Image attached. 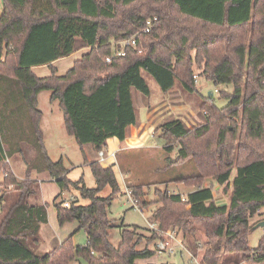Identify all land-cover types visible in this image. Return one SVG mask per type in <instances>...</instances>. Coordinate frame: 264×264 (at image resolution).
I'll return each mask as SVG.
<instances>
[{"label": "trees", "instance_id": "trees-1", "mask_svg": "<svg viewBox=\"0 0 264 264\" xmlns=\"http://www.w3.org/2000/svg\"><path fill=\"white\" fill-rule=\"evenodd\" d=\"M147 21L149 28L142 31ZM132 35L135 45L125 46L123 55L102 60L113 52L112 40ZM81 47L89 50L57 75L53 63ZM37 66L50 73L36 75ZM194 66L214 86L231 84L243 91L236 100L222 97L227 100L223 106L216 104L213 92L206 93L202 108L207 120L193 128L177 118L159 125L165 151L177 146V155L193 159L199 172L178 177L194 186L185 196H168L179 213L165 215L159 208L151 217L161 229L171 225L194 233L201 226L206 247L200 264H264V234L255 249L249 247L257 222L249 219L264 206V0H2L0 173L7 175L0 184L11 187L0 197V264H154L138 262L157 250L138 247L136 228L122 227L116 246L109 240L107 208L120 192L113 163L85 158L96 182L88 188L81 177H67L62 158L49 156L38 94L48 90L50 99L59 101L66 131L80 149L90 143L98 151L110 138L124 141L138 121L132 89L150 96L148 76L164 94L178 85L194 92ZM233 132L244 150L235 165L222 148ZM14 154L27 166L21 179L9 169ZM32 172L47 174L60 192L73 187L89 200L72 199L68 206L58 196L53 200L58 223L76 221L86 244L73 246L68 237L48 251L39 250L47 203L39 199L40 184ZM203 175L230 189L227 203L215 202L211 187L195 181ZM105 186L111 193L98 195ZM131 189L135 205L147 208L142 186ZM150 231L155 243L158 234Z\"/></svg>", "mask_w": 264, "mask_h": 264}, {"label": "rangeland", "instance_id": "rangeland-1", "mask_svg": "<svg viewBox=\"0 0 264 264\" xmlns=\"http://www.w3.org/2000/svg\"><path fill=\"white\" fill-rule=\"evenodd\" d=\"M88 50V47H81L73 54L56 60L53 63L56 74L63 75L66 73L73 65V62ZM193 52L192 50L191 53L193 54ZM103 57L105 56L102 55V60ZM33 71L38 76H46L50 73L49 68L46 66L36 67ZM192 74L196 75L197 79V83L195 81L193 82L194 92H186L178 85L164 94L160 92L153 79L147 75L145 76H147L152 94L146 97L135 89L131 91L138 117L137 122L140 126L138 130H143L144 141L138 146H131L132 143L128 141L131 131V127H129L127 139L118 141V150L115 156L116 161L106 160L103 162L104 164H109V162L113 163V169L120 188V192L110 201L107 208L108 215L112 220V226L109 229V240L114 246L120 241L121 228L130 227L136 228L139 234L140 242L138 247H144L146 245L148 248H154L156 250L154 241L149 240L151 235L149 224L155 223L159 225V221L158 219L152 218L151 213L159 208L164 209L165 215L179 213L173 207L174 205L167 200L168 196L175 193L185 196L187 192L194 189V186L186 185L178 181V177L196 176L199 172L197 165H195L193 159H181L177 155L176 145L178 143H172L176 147L170 153L165 151L164 145L167 140L161 137V130L158 128L159 125L166 120L177 118L186 128H193L207 120V114L202 108V101L206 93L209 91L213 92L216 104L223 106L227 100L222 97L229 95L231 99L236 100L237 94H241L243 91L242 87H233L231 84L214 86L203 76L199 75L200 72L196 66H194ZM41 92H43L41 98L46 95L49 99L50 93L47 94L49 92L48 90ZM43 103L44 99H40L41 105L38 106L40 109H43ZM237 106H240V104ZM229 128L232 129V123H229ZM75 142L67 144L61 151L63 163L69 170L67 177L71 181H76L81 177L88 188L95 187L96 182L91 169L87 164H84L81 149ZM240 142H242L241 137L237 138L236 132H233L227 139L226 147H222L225 152L229 153L228 158L233 162V165L236 164L239 155L244 152L240 148ZM191 153L192 150H189V154ZM94 154L96 158L93 160H98L96 150ZM166 157L169 158V161H166ZM9 165V169L18 178L21 179L25 176L27 166L20 154L12 155L9 159ZM31 177L36 178L40 184V201L47 203V222L41 225L39 250L48 251L68 237H70V242L73 246L86 244V234L83 229L76 230L78 226L76 221H67L62 225L58 223L53 200L56 196H58V200L70 201L73 199L82 204L88 203L89 200L81 197L79 191L73 187L60 192L56 182L47 180L48 176L45 173L37 174L32 172ZM40 179H44V181L40 182ZM201 179L202 185L211 187L215 202H228L230 189H224L222 185L217 184L211 175H203L195 181ZM135 185L142 186L143 198L145 201L150 202L149 206L143 208L142 211L133 202H130L127 195L124 194L125 186L131 188ZM110 193V187L105 186L98 192V195L108 196ZM187 208L188 206L185 207V209ZM261 220H264V206L258 209L256 214L249 219V222L252 224ZM164 227L165 229L163 230L174 229L176 231V236L182 241L189 252L196 256L197 261L191 258L188 251L183 250L181 253L174 254L156 251L146 259H139L138 262H151L154 264H199L201 255L206 247L203 228L196 226L194 233H184L178 227L171 225ZM263 234L264 227L260 226L250 231L249 247L251 249H255L258 246ZM225 261L226 259L224 263ZM72 264L77 263L73 262ZM81 264L86 263L82 261Z\"/></svg>", "mask_w": 264, "mask_h": 264}, {"label": "crops", "instance_id": "crops-1", "mask_svg": "<svg viewBox=\"0 0 264 264\" xmlns=\"http://www.w3.org/2000/svg\"><path fill=\"white\" fill-rule=\"evenodd\" d=\"M2 11V0H0V13ZM55 63V62H54ZM37 67H42V66H37ZM36 67H33V69ZM43 91V90H42ZM43 92H39L38 94V106L40 104V99H44L43 103V109H40L42 112V116L40 119V129L42 131L43 135V141L45 144V147L48 151L49 156L53 159L56 160L58 158H62L61 151L63 148L69 144V143H74L75 139L72 135L68 134L65 128L64 124V119H63V111L59 105V101L57 99H50V91L47 93L49 94V99L48 96L45 95V97L41 98ZM131 131L129 133L128 141H130L132 144L131 146H138L144 141L143 137V130L140 131L138 130L139 123L136 122L135 125L130 126ZM139 133V135H138ZM127 139V138H126ZM75 144H77L75 142ZM118 140L116 138H110L107 143V149L111 150H118ZM78 146V145H77ZM95 150L93 146L90 143L84 144L81 149V156L83 157V162L84 159L86 158L88 161H91L95 159ZM44 181V179H40ZM47 180L54 181L51 178H48ZM55 182V181H54Z\"/></svg>", "mask_w": 264, "mask_h": 264}, {"label": "built area", "instance_id": "built-area-1", "mask_svg": "<svg viewBox=\"0 0 264 264\" xmlns=\"http://www.w3.org/2000/svg\"><path fill=\"white\" fill-rule=\"evenodd\" d=\"M150 22L147 21V26L142 30V31H147L149 28ZM129 45H135V36L132 35L126 39L122 40H112L111 41V47L113 52L110 53V55L105 56V61L109 62L114 56H120L124 54V47L129 46ZM194 81L197 83L196 75H193ZM217 91V89H215ZM115 156H116V151L103 148L97 151V157L100 162H104L106 160L115 162ZM7 175V172H1L0 173V182L3 180V178ZM11 185H8L5 187V185L0 184V197L3 194V189L10 188ZM124 194L127 195V198L130 202H133L135 205L136 200L134 198V195L132 193V189L128 186H125V192ZM70 201L65 200L64 201V206H68ZM137 206V205H135ZM140 211L142 209L138 207ZM149 228L152 231H155L158 234V239L155 242V248L158 252H166L169 254H174V253H181L183 250H186L189 252V250L184 246L182 241L176 236V231L174 229L172 230H163L161 229L158 225L155 223H150ZM190 256L192 259L197 261V258L195 255L190 253ZM200 264V261H199Z\"/></svg>", "mask_w": 264, "mask_h": 264}, {"label": "water", "instance_id": "water-1", "mask_svg": "<svg viewBox=\"0 0 264 264\" xmlns=\"http://www.w3.org/2000/svg\"><path fill=\"white\" fill-rule=\"evenodd\" d=\"M211 94H212V92L209 91V92H208V95H211ZM258 226H260V227H264V220H261V221L257 222V223L254 225V227H258Z\"/></svg>", "mask_w": 264, "mask_h": 264}]
</instances>
